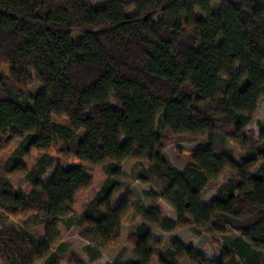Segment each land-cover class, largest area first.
Returning a JSON list of instances; mask_svg holds the SVG:
<instances>
[{
	"label": "trees",
	"instance_id": "1",
	"mask_svg": "<svg viewBox=\"0 0 264 264\" xmlns=\"http://www.w3.org/2000/svg\"><path fill=\"white\" fill-rule=\"evenodd\" d=\"M74 33L84 35L78 44ZM33 75L43 85L36 98ZM262 98L264 0H0V152L22 141L7 165L0 160V209L46 236L36 242L0 224V264H59L60 220L94 179L83 167H58L40 183L54 160L36 163L32 152L55 148L106 176L78 221L91 263L120 236L133 206L130 198L114 205L121 165L139 160L149 167L138 180L155 188L145 194L177 216L141 211L130 264H264V125L257 140L246 133ZM175 136L199 142L183 170L165 154ZM225 170L233 177L204 204ZM15 174L28 177L30 194L14 188ZM179 228L221 235L223 252L211 260L179 238L165 248L152 235Z\"/></svg>",
	"mask_w": 264,
	"mask_h": 264
},
{
	"label": "rangeland",
	"instance_id": "2",
	"mask_svg": "<svg viewBox=\"0 0 264 264\" xmlns=\"http://www.w3.org/2000/svg\"><path fill=\"white\" fill-rule=\"evenodd\" d=\"M88 4H95L99 0H84ZM234 3H238V0H231ZM220 8V3L214 2L212 5V11H217ZM201 12H197L200 15ZM161 17H159L160 19ZM84 35L82 33H74L72 40L78 44L82 41ZM1 73L6 77L9 75V67H2ZM34 82L29 87L28 92L36 98L38 93L43 89V85L37 82L36 76L33 75ZM111 102L114 107H117L115 102V95L111 96ZM257 111L252 120V124L246 128V133L254 135L255 140L260 138L262 134V126L264 125V98L261 99ZM84 136V133H80ZM208 139V135L200 138V140ZM199 142L190 140L185 136H175L167 144L165 154L172 162V164L183 170L189 159L192 158L193 152L198 146ZM22 145L21 140L12 141L7 147H4L0 152V160L3 165H7L9 160L16 156L18 149ZM234 154V158L240 161L244 153L240 150L237 144L229 142L228 146ZM61 150V149H60ZM54 160V164L50 166L45 175L40 179V183L46 185L56 169L58 167L67 168L72 166L83 167L89 175L94 179L92 187L82 194L80 198V205L75 208L68 216L60 220V226L58 233L60 240L53 252L58 254L59 264H67L76 261L78 264H130L135 255V249L130 244L129 240L135 233L136 229L142 224L147 212H141L143 209L150 211L152 208H159L163 214L176 218V213L164 202L153 203L149 197L145 194L146 191L154 192L155 188L152 184H143L138 178L140 174L149 167V163L139 160H127L122 163L121 167L125 176L121 180L122 191L119 192L115 199L114 205H118L123 199L130 198L133 206L128 213L127 217L123 221L122 230L119 238L112 244H106L104 246V253L100 260L91 263L88 256L85 254V248L90 244V241L83 237L85 228L78 225L79 218L83 213L84 208L89 205L99 194L103 188L106 180V176L102 170L95 169L85 164L76 158H67L59 155L58 148L52 149L46 156L43 153L36 151L32 152V159L34 162H39L42 159ZM259 167L253 169V173L257 172ZM234 173L230 170H225L223 176L218 180L215 185H210L203 194V203L209 204L214 199V196L218 194V190L227 183L229 179L233 177ZM10 182L15 189L22 190L26 194H30L33 191V184L29 181L28 177L21 174H15L10 177ZM0 224L2 229L6 231H15L22 235L26 239H33L36 242L45 241V229L42 227H33L26 229L23 226V220L20 217H14L7 215L0 209ZM155 239L163 241L164 247H169L174 239L179 238L187 245H194L199 250L204 252L208 257H218L222 252L224 237L219 234L205 231L200 235L195 234L190 228H179L171 233L155 229L152 232ZM37 264H44L39 262ZM180 264H193L187 259H183Z\"/></svg>",
	"mask_w": 264,
	"mask_h": 264
},
{
	"label": "crops",
	"instance_id": "3",
	"mask_svg": "<svg viewBox=\"0 0 264 264\" xmlns=\"http://www.w3.org/2000/svg\"><path fill=\"white\" fill-rule=\"evenodd\" d=\"M222 249H223V248H222ZM222 252H223V250H222ZM222 252H221V253H222ZM221 253H220V255H221ZM206 257H207V256H206ZM213 258H214V257H212V259H213ZM207 259H211V258H208V257H207Z\"/></svg>",
	"mask_w": 264,
	"mask_h": 264
}]
</instances>
